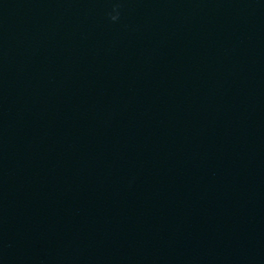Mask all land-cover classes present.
<instances>
[{
  "label": "water",
  "instance_id": "obj_1",
  "mask_svg": "<svg viewBox=\"0 0 264 264\" xmlns=\"http://www.w3.org/2000/svg\"><path fill=\"white\" fill-rule=\"evenodd\" d=\"M0 264H264V0H0Z\"/></svg>",
  "mask_w": 264,
  "mask_h": 264
},
{
  "label": "clouds",
  "instance_id": "obj_2",
  "mask_svg": "<svg viewBox=\"0 0 264 264\" xmlns=\"http://www.w3.org/2000/svg\"><path fill=\"white\" fill-rule=\"evenodd\" d=\"M112 19H113V20H115V19H116V17H115V16H113V17H112Z\"/></svg>",
  "mask_w": 264,
  "mask_h": 264
}]
</instances>
